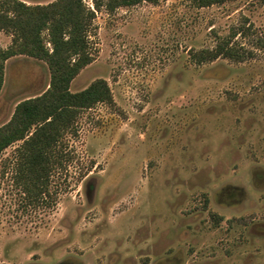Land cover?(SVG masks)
<instances>
[{"label": "rangeland", "instance_id": "obj_1", "mask_svg": "<svg viewBox=\"0 0 264 264\" xmlns=\"http://www.w3.org/2000/svg\"><path fill=\"white\" fill-rule=\"evenodd\" d=\"M84 2L94 61L71 90L105 79L114 102L78 115L47 186L18 170L24 141L2 152L0 264H264V0ZM250 25L236 39L255 57L193 60ZM50 80L42 60H8L0 127Z\"/></svg>", "mask_w": 264, "mask_h": 264}, {"label": "trees", "instance_id": "obj_2", "mask_svg": "<svg viewBox=\"0 0 264 264\" xmlns=\"http://www.w3.org/2000/svg\"><path fill=\"white\" fill-rule=\"evenodd\" d=\"M160 1L94 0V4L97 9L106 7L114 12L121 7ZM190 1L202 9L234 0ZM94 19L95 11L84 0H56L35 5L22 0H0V32L12 37L7 48L0 46V93L6 64L11 58L25 55L42 60L51 74L48 89L37 97L21 101L11 120L0 127V155L15 142L24 141L19 149L18 170L35 186H47L50 172L73 160L74 155L66 152L60 142L74 128L78 115L99 103L114 102L105 79H98L81 91L71 90L73 81L94 61L90 41ZM252 32L251 25L235 28L228 35L218 37L214 47L192 51V58L197 64L220 58L242 63L255 57V51L240 45L236 38Z\"/></svg>", "mask_w": 264, "mask_h": 264}, {"label": "flooded vegetation", "instance_id": "obj_3", "mask_svg": "<svg viewBox=\"0 0 264 264\" xmlns=\"http://www.w3.org/2000/svg\"><path fill=\"white\" fill-rule=\"evenodd\" d=\"M72 261V263H74V264H81V262L79 261H77V260H71ZM69 263V262H68ZM60 264H67V263H65V262H62V263H60Z\"/></svg>", "mask_w": 264, "mask_h": 264}, {"label": "crops", "instance_id": "obj_4", "mask_svg": "<svg viewBox=\"0 0 264 264\" xmlns=\"http://www.w3.org/2000/svg\"><path fill=\"white\" fill-rule=\"evenodd\" d=\"M22 1L28 3L26 0H22ZM54 1H56V0H51L49 3L54 2ZM28 4H29V3H28ZM3 48H4V47H3Z\"/></svg>", "mask_w": 264, "mask_h": 264}]
</instances>
